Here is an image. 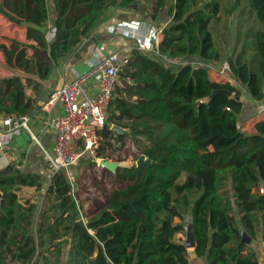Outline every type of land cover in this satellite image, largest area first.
Instances as JSON below:
<instances>
[{"label":"trees","instance_id":"obj_1","mask_svg":"<svg viewBox=\"0 0 264 264\" xmlns=\"http://www.w3.org/2000/svg\"><path fill=\"white\" fill-rule=\"evenodd\" d=\"M135 1L15 0L16 11L0 5L9 21L31 24L34 43H14L34 51L38 71L36 78H0V115L29 113L33 100L26 89L39 91L57 61L80 48L110 6L128 8ZM50 3L56 17L49 26L42 6ZM167 3L156 1L153 21ZM241 3L235 0L227 12L242 14ZM248 3L255 22L239 56H229L228 62L248 97L262 104L264 0ZM222 13L223 0H175L172 20L162 30L160 54L136 47L124 59L106 124L98 130L101 145L94 159L105 157L113 141L123 146L130 139L151 163L119 167L116 179L127 185H116L87 222L65 171L47 182L13 164L0 170V264H191L181 236L187 234V214L194 225V253L204 264H260L242 230L252 241L259 236L264 241V117L255 121V132L242 130L243 91L210 76V64L223 61L212 28ZM166 59L181 61L174 66ZM217 89L232 94L208 100ZM46 184L51 201L37 221L36 202L31 196L22 201L21 194H30L27 188L41 191Z\"/></svg>","mask_w":264,"mask_h":264},{"label":"crops","instance_id":"obj_2","mask_svg":"<svg viewBox=\"0 0 264 264\" xmlns=\"http://www.w3.org/2000/svg\"><path fill=\"white\" fill-rule=\"evenodd\" d=\"M156 1L137 0L128 8H121L117 4L110 6L101 23L80 48L72 55L64 56L57 61L49 78L43 81L39 91H35L32 87L26 89V94L33 100V109L26 113L31 117L29 129H23L20 134L14 135L6 146H0V170L13 164L23 172L43 175L49 182L47 177L49 165L45 151L52 150L56 141V132L48 124V121L55 112L59 111V108L47 106L49 94L64 83L73 81L77 75L87 74L92 69V64L102 61L113 52H118L123 59L128 57L134 48L140 46V39L144 35L158 36L161 41L163 28L172 20L171 6L175 0H168L158 19L153 21L150 13ZM0 5L16 11L15 0H0ZM42 8L43 18L50 26L52 19L56 17L55 7L53 3H50L43 5ZM20 10L18 9V11ZM30 25H16L0 13V78H9L15 74L35 78L38 76L34 51L29 47L14 43V40L22 44L34 43V39L28 31ZM228 58L225 56L223 61L215 62V65L210 64L212 79L218 81L222 76L220 69L223 62L228 61ZM166 60L171 64L174 63V66L181 61L178 59ZM191 60L197 62L198 58L184 59L186 62ZM95 82L94 78H90L87 85L92 88ZM91 90L93 91V89ZM243 97L244 109L240 117V126L242 130L253 133L255 132V121L264 117V103L259 104L248 95ZM4 119L5 117L0 115V132L6 129ZM251 120L252 123L249 122ZM35 137L39 142L35 140ZM243 235L251 238L248 244H251L257 251L260 264H264L262 237L259 236L252 241V237L242 230ZM190 257L191 264H204L205 262L204 258L196 256L194 249H190Z\"/></svg>","mask_w":264,"mask_h":264},{"label":"built area","instance_id":"obj_3","mask_svg":"<svg viewBox=\"0 0 264 264\" xmlns=\"http://www.w3.org/2000/svg\"><path fill=\"white\" fill-rule=\"evenodd\" d=\"M140 40L138 48L142 51L160 54L161 41L158 36L144 35ZM124 59L118 52H113L102 61L92 64L87 74L77 75L73 81L64 83L49 94L47 106L59 108L48 121L56 132L52 150L45 151L49 180L59 171H65L68 176L70 169L84 156H96L101 145L98 130L106 124L115 84L126 61ZM220 73L227 74L223 75L227 76V81L233 80L228 61L223 62ZM90 78L96 80L92 88L87 85ZM30 119L28 114L5 117L6 129L0 132V146H6L14 135L29 129ZM35 140L39 142L36 137Z\"/></svg>","mask_w":264,"mask_h":264},{"label":"rangeland","instance_id":"obj_4","mask_svg":"<svg viewBox=\"0 0 264 264\" xmlns=\"http://www.w3.org/2000/svg\"><path fill=\"white\" fill-rule=\"evenodd\" d=\"M234 1L235 0H223L221 20L212 23V28L215 33L217 44L222 51L223 59L225 56L233 57V59L239 56L241 49L248 41L246 37L247 31L250 27H253L255 22L253 18L249 17V13L246 10V6L249 4L248 0H241L242 3L239 10H244L242 14L240 12L229 14L227 10L231 8ZM51 37L52 33L49 34V38ZM212 64L215 65L216 63ZM214 74L216 75V73ZM223 75L219 77L218 81H226L228 79L226 78L227 76L225 77ZM232 79L233 80L230 82L241 88L244 95H248L246 87L242 85L239 80L235 78ZM249 122L252 123V120ZM141 155V150L132 140L128 139L123 146L113 141V146L106 150L105 157L94 159L93 156H84L77 165L70 169L68 178L73 186V193L80 205V217L84 222H87L88 218L94 216L98 212L99 204H105L108 201L116 185L121 187L127 185V183L116 179L117 166L136 164ZM102 160L111 161L114 163V167L106 168L102 166ZM183 178L184 176L181 180ZM46 189L47 184L41 191H37L34 188H27L26 190H29L31 193L25 194L22 192L21 194L22 201L28 196H31L34 202H36L38 206L36 215L37 221L39 220L42 210L49 208L50 205L51 198L46 196ZM183 223L185 224L186 230H188V225L192 223L191 214L186 215ZM181 236L186 240L187 234ZM69 242L70 239L66 238L63 243L65 258L67 256Z\"/></svg>","mask_w":264,"mask_h":264},{"label":"water","instance_id":"obj_5","mask_svg":"<svg viewBox=\"0 0 264 264\" xmlns=\"http://www.w3.org/2000/svg\"><path fill=\"white\" fill-rule=\"evenodd\" d=\"M226 94V95H231L232 92L228 89H217V90H214L213 93L211 94V96L208 98V100H211L213 99L216 95L218 94ZM242 100H244V97L242 98ZM113 129L114 130H117L119 133H124L125 130L119 126H116L114 125L113 126ZM151 161L149 159H147L144 155H141L139 157V159L137 160V165L138 166H141L143 164H150ZM101 165L106 167V168H113L114 167V163H112L111 161H108V160H102L101 161ZM122 165H118L117 167H121ZM250 239L249 237H247V235H243V240L248 243L250 242ZM184 245L188 248V249H194L195 246H196V239H195V233H194V225L193 223L189 224L188 225V230H187V238L186 240L184 241Z\"/></svg>","mask_w":264,"mask_h":264}]
</instances>
